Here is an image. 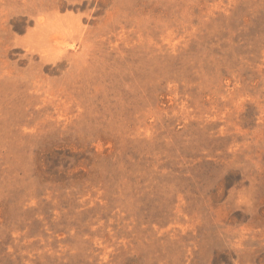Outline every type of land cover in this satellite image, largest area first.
Wrapping results in <instances>:
<instances>
[{
	"label": "rangeland",
	"instance_id": "obj_1",
	"mask_svg": "<svg viewBox=\"0 0 264 264\" xmlns=\"http://www.w3.org/2000/svg\"><path fill=\"white\" fill-rule=\"evenodd\" d=\"M0 264H264V0H0Z\"/></svg>",
	"mask_w": 264,
	"mask_h": 264
}]
</instances>
